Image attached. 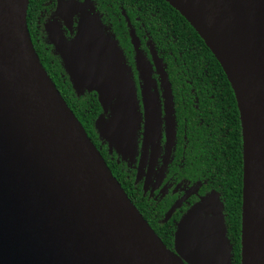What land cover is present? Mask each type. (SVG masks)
Here are the masks:
<instances>
[{
    "label": "water",
    "instance_id": "1",
    "mask_svg": "<svg viewBox=\"0 0 264 264\" xmlns=\"http://www.w3.org/2000/svg\"><path fill=\"white\" fill-rule=\"evenodd\" d=\"M194 28L233 90L242 135L241 264H264V0H165ZM29 0H0V264H231L218 194L178 224L172 251L131 202L43 67L27 25ZM131 40L146 84L152 71ZM77 92L103 109L133 82L117 44L90 14L59 41ZM153 61L163 89L171 85ZM124 91V90H123ZM118 120L115 125H118ZM210 212V211H209Z\"/></svg>",
    "mask_w": 264,
    "mask_h": 264
},
{
    "label": "flooded vegetation",
    "instance_id": "2",
    "mask_svg": "<svg viewBox=\"0 0 264 264\" xmlns=\"http://www.w3.org/2000/svg\"><path fill=\"white\" fill-rule=\"evenodd\" d=\"M125 4L126 7L123 0H35L30 23L35 26V41L45 44V49L58 56L63 68L59 41L66 43L72 40L79 22L88 14L99 20L104 34L117 44L133 82L137 112L133 124L131 110L125 104L127 84L121 76L116 98L105 110L95 91L77 92L64 70L76 94L87 92L96 96L100 112L93 124L95 143L91 141L105 162L108 160L122 177L127 189L124 191L143 218L160 239L167 242L164 243L166 247L174 251L177 226L190 211L199 208L202 217L210 219L213 216L212 208L209 212L201 207V200L213 193L219 196L226 226L221 193L214 188L208 176L211 173L208 164L210 143L222 127L209 120V107L200 106L208 100L201 98V101L193 88L187 89V94L175 91L168 77L170 91L163 89L153 53L162 61L164 49L156 51L147 27L138 17L135 19L140 25L128 23L127 26ZM131 30L138 37L142 55L152 68L148 84L142 79L136 61ZM185 81L191 85V81ZM185 86L182 83V87ZM113 169H110L112 173Z\"/></svg>",
    "mask_w": 264,
    "mask_h": 264
},
{
    "label": "trees",
    "instance_id": "3",
    "mask_svg": "<svg viewBox=\"0 0 264 264\" xmlns=\"http://www.w3.org/2000/svg\"><path fill=\"white\" fill-rule=\"evenodd\" d=\"M127 3V26L145 24L156 51L164 49L163 64L172 88L184 91L193 88L211 111L209 120L217 122L222 130L210 143L209 179L221 193L226 216L227 238L231 245V264L240 263L241 251V205H242V135L239 112L233 90L220 64L205 45L194 28L180 13L165 0H123ZM35 0H29L27 25L40 62L55 83L68 106L82 123L86 133L95 143L94 120L100 112V105L94 93L76 94L60 63L45 44H39L33 37L31 16ZM127 38V48L129 49ZM157 51V52H158ZM191 81L189 85L185 80ZM185 81V82H184ZM182 83L186 86L182 87ZM212 96V97H211ZM202 101V100H201ZM210 113V112H209ZM105 156V155H104ZM107 160V158H106ZM106 163L113 169L111 163ZM126 191L122 177L112 170ZM166 243L167 242H163Z\"/></svg>",
    "mask_w": 264,
    "mask_h": 264
}]
</instances>
